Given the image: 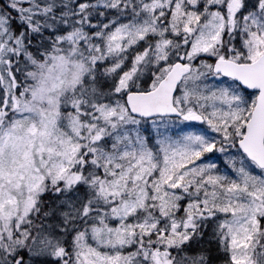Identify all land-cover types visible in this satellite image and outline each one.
Segmentation results:
<instances>
[{
  "label": "snow or ice",
  "instance_id": "1",
  "mask_svg": "<svg viewBox=\"0 0 264 264\" xmlns=\"http://www.w3.org/2000/svg\"><path fill=\"white\" fill-rule=\"evenodd\" d=\"M0 264H264V0H0Z\"/></svg>",
  "mask_w": 264,
  "mask_h": 264
}]
</instances>
